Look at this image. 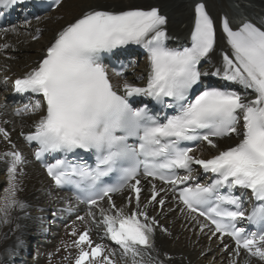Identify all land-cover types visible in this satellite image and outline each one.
Wrapping results in <instances>:
<instances>
[{
  "label": "snow or ice",
  "instance_id": "snow-or-ice-1",
  "mask_svg": "<svg viewBox=\"0 0 264 264\" xmlns=\"http://www.w3.org/2000/svg\"><path fill=\"white\" fill-rule=\"evenodd\" d=\"M25 2L0 0V10ZM192 13L191 46L180 50L166 44L168 17L159 6L91 7L58 30L30 71L14 80L0 77V84L12 80L16 93L36 98L13 112L21 121L36 117L28 131L22 124L19 136L33 147L32 156L51 184L86 205L85 215L76 216L83 229L73 221L69 235L74 239L65 245L75 249L64 257L71 264H165L158 259L156 233L171 234L161 220L177 211L220 242L226 264H240L244 254L264 264V23L245 20L234 29L223 17L219 26L231 55L222 53V66L205 71L200 65L215 49L217 21L203 0H195ZM9 32L16 28L0 29V37ZM129 44L147 52L144 86L114 82L103 63L102 54ZM11 47L0 43V53ZM209 75L227 83L200 90ZM141 96L174 114L161 119L147 106L133 107L129 98ZM10 123L15 120L0 121V143L7 145L0 153L7 172V184L0 186V224L5 225L19 218L13 213L28 215L31 207L20 197L29 160L12 140ZM233 136L238 138L234 146L211 158L192 154L184 144L206 142L218 149L217 141ZM81 151L95 157L94 167ZM194 166L213 179L193 183ZM110 177L115 182L105 179ZM117 194L120 205L113 199ZM20 228L16 223L12 232ZM16 243L23 241L16 237Z\"/></svg>",
  "mask_w": 264,
  "mask_h": 264
},
{
  "label": "bare ground",
  "instance_id": "bare-ground-1",
  "mask_svg": "<svg viewBox=\"0 0 264 264\" xmlns=\"http://www.w3.org/2000/svg\"><path fill=\"white\" fill-rule=\"evenodd\" d=\"M194 2L195 0H62L54 12L44 15L27 28H17L18 34L3 36L2 43L7 42L12 47L0 55V77L7 75L14 80L30 71L43 56L44 48L52 41L58 30L78 17L82 11L91 7L159 6L162 13L168 17V44L174 47L175 44L184 42L190 33ZM203 2L206 3L211 15L217 21V41L214 51L210 54V60L209 58L205 60L202 69L215 71L222 66V53L227 52L231 55L230 46L224 33L220 30L219 21L226 16L234 29L245 20H252L257 24L264 23V0H203ZM37 30L41 31V38L32 42V37ZM136 46L143 48L139 45ZM133 61L138 65L135 64V67H132L133 71L127 75L126 80L137 86H144L149 71L148 59L136 55L133 57ZM139 77L143 78L138 79ZM12 80L9 81L10 85ZM118 81L121 80L115 79L114 82ZM239 91L246 94L242 89ZM247 94L251 95V90H248ZM1 112L2 121L15 120V125L10 123L8 127L9 129L15 127L12 140L20 148L22 145L19 140V131L22 124L24 131H28V126L36 117L32 116L21 121L12 116L7 107L3 108ZM236 141L237 137L235 136L217 141L218 149H212L206 144L196 153L202 156L215 154L219 149L230 147ZM6 149L7 145L0 143V153ZM25 171L24 190L20 193V197L27 201L31 207L27 210L28 215L20 212L13 213L19 218L14 220L11 225L0 224V264H22L23 260L20 257L24 256L26 252L31 256L29 255V259L24 264H64L62 261L64 252L60 248L61 228L49 229L52 238L42 239L44 244L38 248V251L33 249L34 242L40 239L41 228L45 226L43 224L44 216L57 200L52 197H61V194L51 190L49 181L35 164L29 162ZM6 184L5 162L0 160V186H6ZM3 192L4 188L0 187V199L3 197ZM115 202L118 205L122 204V196H117ZM16 223H19L21 228L13 233L12 229L15 228ZM161 223L166 225L171 233L168 235L157 232L155 238L156 249L159 253L158 259L164 261L165 264H226L227 254L221 251L217 240L209 241V234H201L199 229L194 224L186 222L178 211L174 215H167L161 220ZM16 237H19L23 243L17 245ZM56 251L58 254L55 255ZM153 256L156 257V253H153ZM245 261L249 260L242 256L240 264H244ZM250 264H261V262L250 261Z\"/></svg>",
  "mask_w": 264,
  "mask_h": 264
},
{
  "label": "rangeland",
  "instance_id": "rangeland-1",
  "mask_svg": "<svg viewBox=\"0 0 264 264\" xmlns=\"http://www.w3.org/2000/svg\"><path fill=\"white\" fill-rule=\"evenodd\" d=\"M68 1H69V0H68ZM63 6H64V5H63ZM63 6H62V7H63ZM32 42H35V41H32Z\"/></svg>",
  "mask_w": 264,
  "mask_h": 264
}]
</instances>
